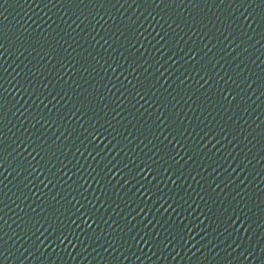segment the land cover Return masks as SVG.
Wrapping results in <instances>:
<instances>
[{
	"label": "water",
	"instance_id": "water-1",
	"mask_svg": "<svg viewBox=\"0 0 264 264\" xmlns=\"http://www.w3.org/2000/svg\"><path fill=\"white\" fill-rule=\"evenodd\" d=\"M0 264H264V0H0Z\"/></svg>",
	"mask_w": 264,
	"mask_h": 264
}]
</instances>
